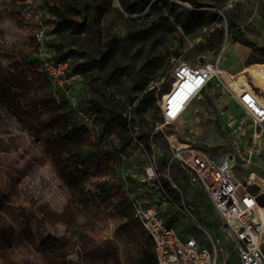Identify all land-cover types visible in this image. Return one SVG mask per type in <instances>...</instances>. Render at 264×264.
<instances>
[{
	"label": "rangeland",
	"instance_id": "1",
	"mask_svg": "<svg viewBox=\"0 0 264 264\" xmlns=\"http://www.w3.org/2000/svg\"><path fill=\"white\" fill-rule=\"evenodd\" d=\"M200 1L203 7L196 11L202 16L217 13L222 20L191 34L176 23L175 32L163 38L157 69L144 66L142 46L129 39L134 72L119 46L116 63L125 68L121 78L114 76L106 85L108 73L94 69L86 74V83L82 82L76 94L81 110L94 119L93 127H89L70 114L69 104L63 98L56 100L46 76L36 70L40 50L35 30L39 19L47 24L51 1L0 0V264H143L142 253L151 245L149 236L132 216L118 215L117 206L120 201H128V193L163 207L164 216L177 229L195 231L191 218H179L176 207L165 209L157 179L162 186L168 184L165 190L168 196H178L179 203L196 210L198 221L202 214L213 219V224L204 222L207 230L211 233L224 230L223 219L208 194L191 188L185 169L175 159L176 151L187 145L216 157L239 146L242 157L235 163V175L245 182L253 173L255 180L263 183L264 126L256 127L234 107L232 90L223 80L231 82L226 74L214 79L175 123L169 124L164 118V95L143 117L134 118L129 106L125 117L132 139L122 151L121 160L112 155L120 150L126 133L115 123L104 128V123L90 112V99L98 96L94 90L97 84L105 86L103 92L110 99L105 106L111 109L125 104L128 97H141L142 86L153 89L172 85L176 63L202 66L198 55L205 57L204 64L213 63L238 77L233 79L235 82L248 78V72L253 77L259 76L253 67H248L264 63V0ZM175 3L180 9H193L189 3ZM115 8L120 9L117 0H113L109 14L103 19L102 30L108 36L103 41L104 48L110 37L127 38L126 22ZM229 9L235 15H225ZM156 17V14L142 17L137 20L138 25ZM217 28L225 31L220 50L199 51L205 44V35ZM193 34L198 36L192 38ZM47 35L46 54L52 59L59 58V52L50 46L53 37L48 27ZM181 42L179 55L169 57ZM80 43V49L88 54L69 55L73 71H77L79 62L89 59V54L100 57L102 51L90 37ZM159 75L164 76L159 80ZM248 80L254 87L252 80ZM257 80L264 86V82ZM230 117L243 123L240 134L230 135L226 130V119ZM69 126L76 137L69 148L71 154L64 156L56 139ZM149 136L154 139H147ZM150 168L156 171L157 179L148 178ZM255 189L259 190L256 184L252 186Z\"/></svg>",
	"mask_w": 264,
	"mask_h": 264
},
{
	"label": "built area",
	"instance_id": "2",
	"mask_svg": "<svg viewBox=\"0 0 264 264\" xmlns=\"http://www.w3.org/2000/svg\"><path fill=\"white\" fill-rule=\"evenodd\" d=\"M34 38L40 50L37 72L46 76L56 100L66 99L74 117L93 127L94 119L81 110L76 94L84 76L71 73L69 60L56 61L46 54L47 27L40 19ZM251 66L258 72L257 78L264 82V64ZM218 77H221L218 65L206 63L193 67L187 62L178 61L174 69V82L168 93L164 94V100L169 97L163 106L166 121L169 124L178 122L184 108ZM225 85L232 90L244 115L256 127H263V96L246 84L237 89L232 84L225 82ZM225 127L230 135H238L243 130V123L230 117L226 119ZM70 129L69 127L68 130ZM241 157L239 146L218 157L194 145L178 149L175 154V159L186 171L191 188L205 191L222 217V234L211 233L204 224L197 221L192 207L175 202L168 196L153 168L148 170V178L157 179L158 192L166 206L176 207L175 214L179 218H191L195 231L177 229L164 216L163 207L138 194H127L132 219L149 236L158 264H264V190L256 181H250L249 174L245 182L235 175V163ZM154 162L155 160L152 161ZM241 167L244 169V165L241 164ZM255 184L259 190H252ZM98 193L101 194L102 190H98ZM208 223H213V220L207 221Z\"/></svg>",
	"mask_w": 264,
	"mask_h": 264
},
{
	"label": "trees",
	"instance_id": "3",
	"mask_svg": "<svg viewBox=\"0 0 264 264\" xmlns=\"http://www.w3.org/2000/svg\"><path fill=\"white\" fill-rule=\"evenodd\" d=\"M54 3L50 5L49 11L54 19L50 20V23L54 25V29L51 31V35L55 36L52 39V45L59 52V58H53L56 61L69 60V69L71 73L79 74L86 78V74L92 73L94 69H98L100 72L108 73L106 85L110 83L115 77L121 78L124 74L125 68H119L117 60V47H121L125 56L129 59V68L131 72H134V61L130 56L128 48V40L133 39L142 46V52L145 54L146 68H158L159 58L158 53H161V46H163V38L169 34L175 32V24L185 29L187 34L193 33L196 29H203L206 26H210L213 22H219L222 19L218 18V14L214 12H208L207 16H202L196 9L203 7V3L200 0H161L158 3L152 2L153 0H117L120 9L115 8L116 14L126 22L127 38H108L106 43L107 47L104 48L103 41L108 37L102 30L103 19L109 14L113 0H48ZM175 1H183L193 6V9H180ZM148 8L147 12L146 9ZM141 14V15H140ZM146 14V15H145ZM150 14H156L158 17L152 19L148 23L138 25V19L147 17ZM225 15H235L233 10L225 11ZM198 34H193V37ZM92 38L96 47L100 51V57H96L94 54H89V59L79 62L76 65L77 71H73L70 67L71 55L73 57H85L88 53H85L80 49L79 41L85 38ZM225 39L224 29L217 28L214 32L207 33L205 35V44H203L199 51L218 52L223 45ZM182 42L176 47L174 54L178 56L177 50L182 48ZM68 48V52L64 53V49ZM159 50V51H158ZM63 54H65L63 56ZM153 55V56H152ZM152 56V57H151ZM198 55V59H199ZM164 75H159L160 80ZM85 83L86 80L84 79ZM84 83V85H85ZM49 84V83H48ZM95 88L98 96L107 98L101 100L100 97H91L90 99V112L94 116H97V120L104 123V128H108L111 123H115L118 127L126 133L122 139L120 150H116L112 158L116 160L122 159V151L129 147V142L132 137L129 133V122L125 117V113L131 107V114L134 118L143 117L150 109L158 103L160 98L168 93L171 85L165 84L159 88L147 89L141 87L139 91L142 93L141 97L132 98L128 97L127 102L123 105L113 107L105 106V101L110 103V99L103 92L104 85H98ZM50 89V87H49ZM51 91V90H50ZM64 99V98H63ZM66 101V99H64ZM62 104H65L66 102ZM68 103V102H67ZM108 105V104H107ZM59 107H63L59 104ZM70 114H73V110L69 106ZM74 117V115H73ZM69 127L71 128L70 130ZM60 137H58L56 144L60 149V153L64 156L71 154L70 146L74 143L75 133L71 126H69ZM62 136V137H61ZM154 139V136L147 138ZM148 149H150L149 141L145 142ZM163 182L164 179H162ZM164 190H167L168 184L163 185ZM175 198V199H174ZM173 200L179 202V197L175 196ZM118 215L122 218H128L132 215L127 201H120L117 206ZM171 224V223H170ZM151 241V240H150ZM143 264H158L153 252V244L146 247L142 253Z\"/></svg>",
	"mask_w": 264,
	"mask_h": 264
},
{
	"label": "crops",
	"instance_id": "4",
	"mask_svg": "<svg viewBox=\"0 0 264 264\" xmlns=\"http://www.w3.org/2000/svg\"><path fill=\"white\" fill-rule=\"evenodd\" d=\"M54 2L53 1H51L50 2V5H52ZM47 24H46V27H48L51 31L54 29V25L52 24V23H50V20L51 19H54V17L53 16H51V14H50V12H48L47 14ZM24 37V34L22 35V38ZM52 37L54 38L55 36H53L52 35ZM52 38V39H53ZM24 43L26 42L25 40L23 41ZM68 48H65L64 49V53H67L68 52V50H67ZM31 50V49H30ZM58 52V51H57ZM64 55V54H63ZM255 64H264V63H255ZM252 65H254V64H252ZM252 66L250 65L248 68H251ZM242 72V71H241ZM240 73V72H239ZM239 73H237L236 75H238ZM245 74V73H244ZM248 74V78L250 79V80H252V82L254 83V87L253 86H250L249 85V80H248V78H246L245 79V77H243L244 78V81L242 80V79H240V82H235L233 79L234 78H232V80H231V82L229 83V82H227L224 78H223V80L226 82V83H228V84H232L233 85V87L235 88V87H240V86H242L243 84H248L249 85V87H252L253 89H255L256 90V92L257 93H259L261 96H263V98H264V95H263V93L262 92H264V86H261L256 80H255V78L252 76V74L250 73V72H248L247 73ZM238 83V84H237ZM211 84H213V81H211V83H209V85H208V87L204 90V91H202L201 93H203V92H205L210 86H211ZM259 91H258V90ZM261 90H263V91H261ZM233 98V103H234V107L235 108H237V109H239V110H241V112H242V114L244 113L243 111H242V109L239 107V104H238V101H237V99H236V97L235 96H233L232 97ZM194 191V190H193ZM143 198V197H142ZM145 199V198H144ZM145 200H147V199H145ZM149 201V200H148ZM166 206V205H165ZM130 208V207H129ZM131 210V209H130ZM193 210L195 211L194 212V215H195V213H196V210L193 208ZM132 213V212H131ZM132 216V215H131ZM197 219V218H196ZM209 220H213L211 217H208V216H206V215H201V221H198V219H197V221L199 222V223H202V224H204V222H206L207 223V221H209ZM213 223H214V221H213ZM213 223H211V224H213ZM208 224H210V223H208ZM216 227V226H215ZM212 229V228H211ZM213 230V229H212ZM221 231V234H222V230L223 229H220ZM186 231V230H185ZM219 231H216V233H218ZM219 232V233H220Z\"/></svg>",
	"mask_w": 264,
	"mask_h": 264
},
{
	"label": "bare ground",
	"instance_id": "5",
	"mask_svg": "<svg viewBox=\"0 0 264 264\" xmlns=\"http://www.w3.org/2000/svg\"><path fill=\"white\" fill-rule=\"evenodd\" d=\"M220 74L221 75H223V74H226L229 78H230V80H232V78H234V79H236V78H238V77H236V76H233L231 73H229L228 71H224L222 68H220ZM242 77V76H241ZM242 80L244 81V78L242 77ZM235 81V80H234ZM238 84V83H237ZM246 85H247V87H249V85L246 83ZM238 87H235V89H237ZM199 95V94H198ZM198 95H196L195 96V98L198 96ZM195 98L193 99V101L195 100ZM169 99V97H165V102L167 101ZM192 101V102H193ZM191 102V103H192ZM191 103L187 106V107H185L184 108V111L182 112V114H181V117H183L184 115H185V112L187 111V109H188V107L191 105ZM180 117V118H181ZM249 178H250V181H256L255 179V177H254V174L253 173H251L250 174V176H249ZM257 182V181H256ZM262 188H263V190H264V180H263V183H259V182H257Z\"/></svg>",
	"mask_w": 264,
	"mask_h": 264
},
{
	"label": "water",
	"instance_id": "6",
	"mask_svg": "<svg viewBox=\"0 0 264 264\" xmlns=\"http://www.w3.org/2000/svg\"><path fill=\"white\" fill-rule=\"evenodd\" d=\"M199 63H200L201 65H203V64L205 63V57H200V58H199Z\"/></svg>",
	"mask_w": 264,
	"mask_h": 264
}]
</instances>
